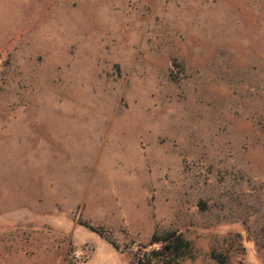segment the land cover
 Masks as SVG:
<instances>
[{"label": "rangeland", "instance_id": "obj_1", "mask_svg": "<svg viewBox=\"0 0 264 264\" xmlns=\"http://www.w3.org/2000/svg\"><path fill=\"white\" fill-rule=\"evenodd\" d=\"M170 232L264 264V0H0V264Z\"/></svg>", "mask_w": 264, "mask_h": 264}, {"label": "trees", "instance_id": "obj_2", "mask_svg": "<svg viewBox=\"0 0 264 264\" xmlns=\"http://www.w3.org/2000/svg\"><path fill=\"white\" fill-rule=\"evenodd\" d=\"M89 229L97 233L96 229L92 227ZM112 245L117 249L113 243ZM149 246L151 247L149 251H140L134 255L135 264H153L155 260L164 262L162 264H171L172 259L174 261L181 259L185 252L190 250L191 245L177 232H170L162 236L153 235Z\"/></svg>", "mask_w": 264, "mask_h": 264}, {"label": "built area", "instance_id": "obj_3", "mask_svg": "<svg viewBox=\"0 0 264 264\" xmlns=\"http://www.w3.org/2000/svg\"><path fill=\"white\" fill-rule=\"evenodd\" d=\"M77 257V256H76Z\"/></svg>", "mask_w": 264, "mask_h": 264}]
</instances>
